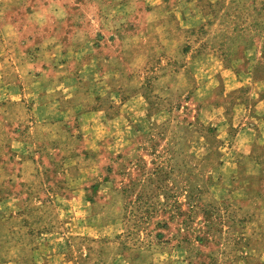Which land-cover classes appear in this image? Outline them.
Instances as JSON below:
<instances>
[{
	"label": "rangeland",
	"instance_id": "rangeland-1",
	"mask_svg": "<svg viewBox=\"0 0 264 264\" xmlns=\"http://www.w3.org/2000/svg\"><path fill=\"white\" fill-rule=\"evenodd\" d=\"M0 264H264V0H0Z\"/></svg>",
	"mask_w": 264,
	"mask_h": 264
}]
</instances>
